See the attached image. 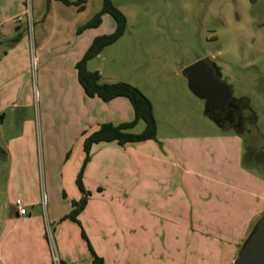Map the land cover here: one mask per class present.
<instances>
[{
  "label": "rangeland",
  "instance_id": "1",
  "mask_svg": "<svg viewBox=\"0 0 264 264\" xmlns=\"http://www.w3.org/2000/svg\"><path fill=\"white\" fill-rule=\"evenodd\" d=\"M111 1L126 18L125 33L115 44L88 62L87 69L99 72L103 82L126 83L140 91L152 105L157 126L156 139L171 140L194 136L210 137L220 133L204 116L203 103L190 92L183 73L186 68L200 60H211L227 77L232 97L245 101L253 115V123L248 125L242 135L245 160L248 164L254 161L264 163V34L261 28L264 22V2L251 4L248 0ZM101 6L102 0H87L85 9L79 12L75 6H64L54 0H19L16 6L0 12L1 19H6L8 14L16 12L18 15L15 19L23 20L18 26L9 24L5 27L7 30L11 28L10 31L15 35L17 42L13 43L14 39L1 41L0 56L10 50V55L14 56V50L19 46L16 44L23 38L32 42L31 49L29 45L26 48L27 54H22L18 88L4 87L0 90V100L5 97H10L11 100L18 98L19 103L26 106L24 111H20L27 114L26 122L33 120L34 123L36 147L29 153L37 155L35 161L40 178L39 196L34 194V200L41 201L43 209L55 203L59 213L65 210L63 192L70 194L73 186L72 191L80 195L76 202L86 197L87 205L88 199L93 194L96 195V191L92 190L99 175L94 174L86 187L82 176L80 180L83 191L79 190L76 182L71 183L69 176L75 163L79 162V157H85L84 152L79 151L83 144V128L89 130L85 122L89 115L92 117L96 113L90 106L84 111L86 108L82 107L83 104L76 98V93L79 94L81 88L77 83L75 66L93 39L111 34L115 26L108 15H103L102 24L98 28L81 34H77V30L90 21ZM38 19L50 21L42 24ZM19 26L20 29L15 32L14 28ZM40 43L45 44L41 50L38 49ZM75 45L78 46L74 48ZM80 50L81 59L76 62ZM44 102L46 105L50 103L49 111L54 117L48 123L50 126L47 125L53 132L49 137L50 142L45 136L46 129H41L39 123V114H44ZM102 105L108 107V104ZM3 130L8 135L13 134L16 128L12 120ZM138 131L136 129L134 133L137 134ZM83 163L84 158L80 162L78 175ZM4 170L5 179L7 167ZM48 173L52 175V180ZM93 183L95 185L91 190L88 189ZM198 183L201 188L207 184L204 181ZM105 184L112 185L109 181ZM45 193L48 195V205ZM52 193L55 199L58 198L56 202L51 197ZM199 193L202 197L206 196L202 190ZM186 194L185 190L184 207L188 205ZM0 200H7L4 191L0 194ZM157 214L155 212L152 221L159 225L156 226L155 232L150 233V254L145 256L146 264H234L238 254L227 253L228 250L224 247L227 243L223 239L212 241L215 245L214 263L204 260L207 254L212 256L210 248L209 253L204 252L205 255L200 261L187 259L186 255L197 251L191 248L197 244L194 243L197 239L189 227L190 222L183 225L189 231L183 232L181 218L184 220L185 216L159 217ZM78 217L79 215V222ZM95 218L84 216L81 223L90 245L94 251L100 252L106 245L103 241L107 236H113L116 229L113 228V232L97 230ZM139 219L140 216H137L135 222ZM185 221L186 219L183 222ZM76 225L75 228L81 233L82 228ZM119 231L116 234L122 237L123 233ZM51 238L50 242L54 240ZM67 251H73V256L81 262L90 257L82 238L77 242L73 240ZM231 257L233 262L230 261Z\"/></svg>",
  "mask_w": 264,
  "mask_h": 264
},
{
  "label": "crops",
  "instance_id": "2",
  "mask_svg": "<svg viewBox=\"0 0 264 264\" xmlns=\"http://www.w3.org/2000/svg\"><path fill=\"white\" fill-rule=\"evenodd\" d=\"M18 1L0 0V12L16 6ZM17 15L12 12L6 19L0 18V44L1 41L15 38L11 28L7 30L5 27L9 24L20 25L23 20L15 19ZM37 21L43 24L50 19ZM20 27H15V32ZM16 45L19 46L15 51L13 48ZM16 45L11 48L14 56L10 55L11 50L0 56V90L19 86L22 54H27L26 48L29 45L31 49L32 42L23 38ZM44 45L38 44V49L41 50ZM82 50L79 51L76 62L81 59ZM81 92L76 93V98L83 104L82 107L90 106L92 111L96 110L85 122L89 130L83 128V142L102 124L118 126L133 121V109L127 100L118 98L104 103L108 104L107 107L98 98H87L82 88ZM49 104L44 102V114H39L41 129H46L45 136L48 140L53 134L48 123L54 118L49 111ZM25 107L19 103L18 98L11 100L10 97H5L0 100V194L4 191L7 199L0 200V264H52L51 245L60 264H90V257L81 262L73 256V251H67L73 240H81L76 224L64 219L73 210L71 203L80 198L78 192L72 191L74 186L70 194L63 192L65 210L61 213L56 210L55 203L43 209L41 201L34 200V194L39 196L40 178L35 161L37 155H30L29 152H33L36 147V134L33 120L26 122L27 114L20 111H24ZM87 109L89 108L84 111ZM11 120L16 130L8 135L3 129ZM142 124L139 122L134 130L138 129V133H141L144 129ZM219 132L210 137L194 136L171 140L157 138L123 147L116 143L92 146L90 160L85 170L83 169L84 172L82 170L81 177L83 176L86 187L94 174L99 175L92 190L96 191V195L93 194L88 199L78 218L82 231L81 220L88 215L96 217L97 230L113 232L112 229H116L113 236H107L103 241L106 245L100 252L95 251L105 264H146L145 256L150 254V233L155 232L159 225L152 221L155 212L159 217L185 216V222L181 218L183 232L189 231L183 225L190 222L189 227L197 239L194 240L197 244L191 248L197 251L187 252V259L200 261L204 252L209 253L210 248L212 256L207 254L204 260L214 263L215 245L212 241L216 239L226 241L227 246L224 247L227 248V253L238 254L255 224L264 215V163H247L243 134L220 129ZM79 151L83 152V144ZM82 157L83 155L79 157V162L75 163L70 173L72 184L76 182ZM6 167L7 176L4 179ZM50 179L52 180V175ZM107 181L112 185L105 184ZM200 181L207 182L206 187L201 188L198 183ZM93 185L95 184H91L88 189ZM185 190L188 196L187 207L183 204ZM200 190L206 196L202 197ZM51 197L55 202L58 200L54 193ZM17 199L26 208L27 214L23 217L17 214L14 205ZM48 200L46 194L47 205ZM137 216H140L138 223L135 222ZM119 230L123 233L122 237L117 236ZM50 238L54 239L52 243L49 242ZM230 261L233 262L232 257Z\"/></svg>",
  "mask_w": 264,
  "mask_h": 264
},
{
  "label": "trees",
  "instance_id": "3",
  "mask_svg": "<svg viewBox=\"0 0 264 264\" xmlns=\"http://www.w3.org/2000/svg\"><path fill=\"white\" fill-rule=\"evenodd\" d=\"M62 3L64 6H75L79 12L85 9L87 0H54ZM108 15L114 22V31L109 35L99 36L93 39L82 59L76 64L77 80L87 98H98L103 103H109L115 99L122 98L129 102L133 109L134 119L130 123L113 126L111 124H102L97 131L87 136L83 142L84 163L83 168L90 160V151L92 146L98 144L116 143L123 147L127 144H139L155 140L157 137V126L153 116V109L150 101L136 88L126 83L103 82L99 72L89 71L87 63L97 58L106 48L115 44L125 33L126 18L113 6L111 0H102V6L99 12L86 24L78 28L77 34L84 31L98 28L102 24V16ZM17 42V39L12 40ZM142 122L144 129L141 133H133L136 125ZM81 170V172H82ZM81 172L77 177V187L83 191L81 186ZM86 205V197L80 202H72L73 210L64 217L65 220L80 226L77 216L82 212ZM81 238L85 241L90 255V264H105L90 245L84 231L81 230Z\"/></svg>",
  "mask_w": 264,
  "mask_h": 264
},
{
  "label": "water",
  "instance_id": "4",
  "mask_svg": "<svg viewBox=\"0 0 264 264\" xmlns=\"http://www.w3.org/2000/svg\"><path fill=\"white\" fill-rule=\"evenodd\" d=\"M248 1L251 4L258 1L264 2V0ZM211 64L209 60L203 59L189 66L183 72L190 92L198 99L205 100V113L208 112V108L214 106L209 103V99H213L214 95L224 99L232 95L230 86L219 82L218 79L211 78L209 74L213 69ZM234 264H264V215L257 221L253 231L243 243Z\"/></svg>",
  "mask_w": 264,
  "mask_h": 264
},
{
  "label": "flooded vegetation",
  "instance_id": "5",
  "mask_svg": "<svg viewBox=\"0 0 264 264\" xmlns=\"http://www.w3.org/2000/svg\"><path fill=\"white\" fill-rule=\"evenodd\" d=\"M261 28L262 33L264 34V22L261 25ZM209 61L213 66L212 71L209 72L211 78H213L214 80L218 79L219 82H224L227 84V77L225 76L223 70L211 60ZM223 99L224 98H222L221 96L215 95L213 96V99H209L210 105L214 104V106L208 108L207 113L203 111L204 116L220 130L233 131L235 133L243 134L247 130L248 125H251L254 121L253 115L248 110L246 102L242 99H234L232 95L227 99ZM198 100L203 103L204 108L205 100ZM221 102H223L224 104H222Z\"/></svg>",
  "mask_w": 264,
  "mask_h": 264
},
{
  "label": "built area",
  "instance_id": "6",
  "mask_svg": "<svg viewBox=\"0 0 264 264\" xmlns=\"http://www.w3.org/2000/svg\"><path fill=\"white\" fill-rule=\"evenodd\" d=\"M14 205H15V208L17 210V214L20 217H23V216H25L27 214L26 213V208H25V206H24V204L22 203L21 200L17 199L14 202ZM49 242H50V240H49ZM50 243H52V242H50ZM51 258H52V264H60L59 258L57 256V254L55 253L54 248H53L52 245H51Z\"/></svg>",
  "mask_w": 264,
  "mask_h": 264
}]
</instances>
